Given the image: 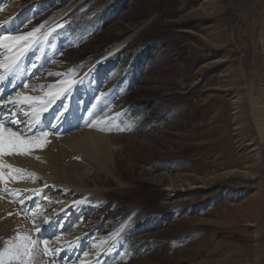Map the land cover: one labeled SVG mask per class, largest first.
Instances as JSON below:
<instances>
[{
    "label": "rangeland",
    "instance_id": "rangeland-1",
    "mask_svg": "<svg viewBox=\"0 0 264 264\" xmlns=\"http://www.w3.org/2000/svg\"><path fill=\"white\" fill-rule=\"evenodd\" d=\"M0 19V35L39 29L13 61L30 96L73 82L45 113L75 133L108 120L101 132L115 136L117 170L93 167L80 194L45 190L47 212L71 224L59 245L63 233L83 237L67 242L80 240L76 255L114 241L87 264H264V0H0ZM114 48L124 53L100 57ZM89 112L98 128L71 126ZM14 216L0 215V264H19L5 252L23 236ZM39 242L34 264H78Z\"/></svg>",
    "mask_w": 264,
    "mask_h": 264
},
{
    "label": "bare ground",
    "instance_id": "bare-ground-1",
    "mask_svg": "<svg viewBox=\"0 0 264 264\" xmlns=\"http://www.w3.org/2000/svg\"><path fill=\"white\" fill-rule=\"evenodd\" d=\"M14 15L15 14L12 13L11 17H13ZM4 23L5 22L0 19V28L3 27ZM13 54H10L11 55L10 57H14ZM9 66L10 64L4 62L0 64V67L3 69V71H7V72L11 70ZM0 76L4 77L3 80H0V83L7 81L6 74H0ZM21 76H22V72H18L16 70L14 77L15 78L19 77V79L17 81L16 80L13 81L12 88L14 90L13 93L14 96L16 95L17 92H21L24 95H29V93L31 92V88H29L30 84H28V82L21 81ZM18 84H20L19 89L17 88ZM25 84L27 85V87H24ZM69 87L70 85L63 84L59 88H56V91L60 92L61 88H65L66 91H68L67 89ZM1 105L4 104L0 103V106ZM19 105L22 106L23 104H19ZM84 112L85 111H83V113ZM70 116L72 117L73 114ZM61 119L62 117L55 118V120L57 121ZM74 122H75L74 123L75 126L78 125L80 129H82V127L84 126V124L79 123L77 118L75 119ZM92 125L93 126L96 125L97 126L96 128H98L99 124L97 125L94 122H92ZM88 127L90 126L88 125ZM64 137L65 138L59 139L54 134L53 137L51 138L52 139V143H50L51 146L46 144V146L41 149H34L29 155H19V156L3 155V157L0 158V164L12 165L14 169L22 170L19 174H17L13 172V168H8V167L2 168L3 175L2 177H0V212H1L0 215L1 216L4 214L10 215L12 214V212H16L15 209L16 207L13 200L4 194V190H3L4 186L12 194V197L18 198L19 201L22 195H28L27 198L30 199V201L34 199L39 202L41 200V195L45 193V190L48 187H60L62 189V192L72 191L76 193H81V192L83 193L85 191H88L87 189H84V188H88L89 186L85 178H88L89 174L93 172V167H99V169L103 171H112L115 169L117 170V160L114 156V150L116 149V147L112 145V140L114 139L115 136L112 137L106 135L104 132L102 133L101 130H97L95 128H87L84 129L82 132L79 131V133H75L74 131V133H72L71 135H64ZM37 153L40 154V156L41 154L43 155L41 157L38 156L40 158H37L36 156H34V154ZM81 157L83 161L80 159ZM84 161H87L86 165L83 164ZM87 163H89L90 166H87ZM9 176H12L13 178L9 179ZM83 178L85 182L82 183ZM55 182L59 184H55ZM90 191L92 190H89V192ZM23 192L25 194H22ZM245 209L241 211L242 218L243 216L252 214L249 212L250 209L248 210ZM233 215L234 214H232V216ZM50 217L51 216L48 214L44 218L47 219L48 222H51ZM39 222H42V218L39 219ZM18 227L21 228L22 230H25L23 231L22 234L27 233L28 236H30L33 240H35L32 236V228H30V223L28 225L21 223L18 224ZM73 237H75V239H82L81 242L84 240L83 237H78V238H76V236ZM59 241H61L62 243L59 247L60 250L62 249V251H65L64 249L65 247L69 248L70 250H74L79 248L81 245L80 240L72 243H67L71 241H69V236L67 237V234L65 235L64 233H63V237L60 238ZM103 243L104 241L100 240V241H95L91 246H88L89 247L88 251L81 256L79 262H81L82 264H87L89 261L92 260L93 257L101 258L104 255L106 249V246ZM108 243L109 242H106L105 244Z\"/></svg>",
    "mask_w": 264,
    "mask_h": 264
},
{
    "label": "snow or ice",
    "instance_id": "snow-or-ice-1",
    "mask_svg": "<svg viewBox=\"0 0 264 264\" xmlns=\"http://www.w3.org/2000/svg\"><path fill=\"white\" fill-rule=\"evenodd\" d=\"M18 30V29H17ZM16 31V30H15ZM39 29H36L34 32L28 33L25 35H0V47L5 48L6 50L15 49L16 59L22 57L25 52L28 50L27 46L31 43L35 32H38ZM35 67V65H33ZM16 69L19 70V65L17 63ZM4 77L0 76V80H3ZM67 85L73 83L72 81H65ZM24 87H27L25 84ZM66 91L65 88H61L60 92H49L45 96H30L24 95L21 92H17L15 96L9 95L4 99L2 104L7 105L9 103L15 104H25V103H34L37 107L34 109L35 112V123H40V113L46 112L48 110V105L59 96L62 92ZM96 107V105H92ZM107 107V105H105ZM101 112L104 111L103 108L100 109ZM108 120L101 121V130L108 124ZM89 126L92 125V121H89ZM123 130V129H120ZM50 135L48 131H39L38 135L33 133L31 135H24L15 124L11 126H6L3 121H0V156L3 155H29L34 149H41L46 146L49 142L47 137ZM0 167L13 168L12 165H2ZM22 170L14 169L13 172L19 174ZM34 175V174H33ZM2 176V174H0ZM12 176H9V179H12ZM15 191V190H12ZM37 214H33V219L35 220ZM36 232L39 233L41 229L37 226L35 228ZM18 243H13L9 241V247L5 249V252L9 253L14 259L19 261V264H34L33 251L38 247V241L33 240L30 236L24 235L19 236ZM44 247L43 252L48 255L51 254V251L48 247V241H43Z\"/></svg>",
    "mask_w": 264,
    "mask_h": 264
},
{
    "label": "trees",
    "instance_id": "trees-1",
    "mask_svg": "<svg viewBox=\"0 0 264 264\" xmlns=\"http://www.w3.org/2000/svg\"><path fill=\"white\" fill-rule=\"evenodd\" d=\"M96 13H94L93 15H92V18L94 17V15H95ZM130 57V56H129Z\"/></svg>",
    "mask_w": 264,
    "mask_h": 264
}]
</instances>
